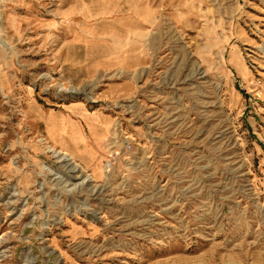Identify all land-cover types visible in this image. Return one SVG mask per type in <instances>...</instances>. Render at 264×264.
I'll use <instances>...</instances> for the list:
<instances>
[{"label": "rangeland", "instance_id": "374dc122", "mask_svg": "<svg viewBox=\"0 0 264 264\" xmlns=\"http://www.w3.org/2000/svg\"><path fill=\"white\" fill-rule=\"evenodd\" d=\"M87 6L0 0V264H264V0H148L131 98L60 73ZM78 108L131 150L54 143L48 118Z\"/></svg>", "mask_w": 264, "mask_h": 264}, {"label": "crops", "instance_id": "0c3cea01", "mask_svg": "<svg viewBox=\"0 0 264 264\" xmlns=\"http://www.w3.org/2000/svg\"><path fill=\"white\" fill-rule=\"evenodd\" d=\"M75 2L88 5L92 11L78 12L74 18L75 26L70 29L59 55L60 73L80 83L108 75V87L103 92L105 97L136 96L137 83L149 60L148 50L143 46L149 21L148 0L133 2L140 6L132 3L128 9L126 0ZM110 3L114 4L111 14L115 17L112 18L108 14ZM112 128L108 115L78 108L52 114L46 121L45 132L67 152L89 160L102 153ZM70 145L73 148H69Z\"/></svg>", "mask_w": 264, "mask_h": 264}, {"label": "built area", "instance_id": "2783aa9c", "mask_svg": "<svg viewBox=\"0 0 264 264\" xmlns=\"http://www.w3.org/2000/svg\"><path fill=\"white\" fill-rule=\"evenodd\" d=\"M114 131V135L111 136L107 141V144L109 143L107 145L109 155L107 164H115L117 162L119 156L118 150H120L121 152H129L132 148V145L129 141L132 138L131 136H129L125 132H122V130L118 129L117 127L114 129Z\"/></svg>", "mask_w": 264, "mask_h": 264}, {"label": "bare ground", "instance_id": "6f19581e", "mask_svg": "<svg viewBox=\"0 0 264 264\" xmlns=\"http://www.w3.org/2000/svg\"><path fill=\"white\" fill-rule=\"evenodd\" d=\"M21 106V105H20ZM30 115V114H29ZM24 120V119H23ZM47 149H48V151H50V152H52L54 155H56L60 160H62V161H64L67 165H69L68 163H72L71 161H72V158L71 157H69V159H68V157H66V156H64L63 154H62V152H60V151H58V150H56V149H54L53 147H50V146H47ZM70 167H71V170H72V172H75V173H77V174H81L82 173V171L78 168V167H72L71 165H69ZM69 167V168H70ZM96 167V166H95ZM67 171H68V169H67ZM102 171V170H101ZM98 172V171H97ZM96 173V172H95ZM99 173V172H98ZM97 175H99V174H97ZM80 176V175H79ZM81 177V176H80ZM97 177V176H96ZM89 177H86V176H82V178H81V183H88L89 182Z\"/></svg>", "mask_w": 264, "mask_h": 264}]
</instances>
